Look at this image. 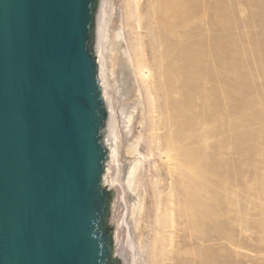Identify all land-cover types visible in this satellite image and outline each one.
I'll return each instance as SVG.
<instances>
[{
	"label": "rangeland",
	"instance_id": "obj_1",
	"mask_svg": "<svg viewBox=\"0 0 264 264\" xmlns=\"http://www.w3.org/2000/svg\"><path fill=\"white\" fill-rule=\"evenodd\" d=\"M104 17L120 179L140 162L135 191L120 183L132 264H264V0H139V28L129 0H111ZM110 56L130 72V138ZM169 190L172 226L155 211L157 201L168 207Z\"/></svg>",
	"mask_w": 264,
	"mask_h": 264
},
{
	"label": "water",
	"instance_id": "obj_2",
	"mask_svg": "<svg viewBox=\"0 0 264 264\" xmlns=\"http://www.w3.org/2000/svg\"><path fill=\"white\" fill-rule=\"evenodd\" d=\"M0 264H132L104 0H0Z\"/></svg>",
	"mask_w": 264,
	"mask_h": 264
},
{
	"label": "bare ground",
	"instance_id": "obj_3",
	"mask_svg": "<svg viewBox=\"0 0 264 264\" xmlns=\"http://www.w3.org/2000/svg\"><path fill=\"white\" fill-rule=\"evenodd\" d=\"M104 1H105L104 2V12H105V9L106 8L108 9V7L110 6L111 0H104ZM138 3H139V0H129V4L132 7L133 16L136 17L135 24L139 28L140 27V22H139V18H138ZM174 11H176L177 15L181 16L179 14V12H178V11H180V9L177 8L176 6H174ZM106 16L109 17V18L113 17L114 13H111L110 11H108ZM106 28H107V25H105V33H106ZM121 38H122L121 31H117V32L111 33V45H112V47L116 46L121 41ZM155 39H156V42L161 43V41L156 38V35H155ZM152 45H153V40H152ZM113 48H111L109 50L111 53L113 52ZM140 50H141V53H140L141 60L139 61L138 70H139L141 78L146 82V85H149V86L152 87L153 86V82L151 81V72H150V69H149L148 62L144 59L145 52H144V50L142 48ZM188 55H189V58H190L191 52H188L186 54V56H187L186 60L187 61H188ZM110 61H111V66H112L111 72H112V75H113V80L115 82V84L113 86L114 87L113 91L116 92V99L121 103L120 104V108H118V110H119L118 111V116H120V130H122V134H126V136H128V134H130L131 129H132L131 123H132V119H133V114H134V112H136V110L134 109V106H132V104H134V102H126V99L128 97V90H129L128 83L126 82V80L130 76V72H128V70H125L124 66H122V64H120V62H118V66H116V64L112 61L111 56H110ZM174 63H180V62L175 59ZM186 70H188V69L186 68ZM107 87H108V85H107ZM186 89H187V87H186ZM175 92L176 91L174 90L173 93H175ZM166 93L168 95H171V92L169 90H166ZM147 94H148V97L150 99L151 106H153V102H154V99H153V94H154L153 87H152V89L150 91H148ZM111 97L112 96H108L109 106H110V113H111V120H112V116L114 114V110H113V106H112V101H111L112 98ZM183 119H184V121H182L180 119H175V120L180 121V123H181L180 127L185 129L189 125H188V122L186 123V119L185 118H183ZM170 123H172L171 120H170ZM115 137H116V135H115ZM128 138H130V136H128ZM139 166H140V162H139L138 159H133L132 161H130L127 164V167L125 169L123 178L120 179V183L121 184H126V186L129 189H131V191H135V189H136L135 177H136V175L138 173ZM186 168L188 169L189 165L188 166L186 165ZM171 191L172 190H169V198L170 199L168 201V205H167L168 207H166L164 205L166 207V209L164 207L165 211L163 210V212H161L162 208L160 206V202L159 201H157L156 204H155L156 205V210L155 211H157L156 222L157 223H161V222L167 221L170 224V226H172V223L174 222L172 220V217L174 216V209L172 208L173 201L171 200V195H170ZM158 193L159 192H157L156 196H158ZM157 200H159L158 197H157ZM137 207H138V210L140 212L141 209H142L140 199H138Z\"/></svg>",
	"mask_w": 264,
	"mask_h": 264
}]
</instances>
